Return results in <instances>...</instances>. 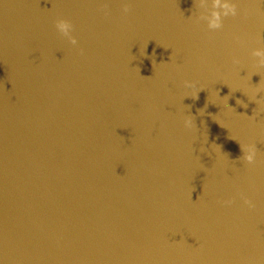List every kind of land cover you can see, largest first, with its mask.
<instances>
[{
	"label": "water",
	"instance_id": "95a60500",
	"mask_svg": "<svg viewBox=\"0 0 264 264\" xmlns=\"http://www.w3.org/2000/svg\"><path fill=\"white\" fill-rule=\"evenodd\" d=\"M0 264H264V0H0Z\"/></svg>",
	"mask_w": 264,
	"mask_h": 264
},
{
	"label": "clouds",
	"instance_id": "9594fccd",
	"mask_svg": "<svg viewBox=\"0 0 264 264\" xmlns=\"http://www.w3.org/2000/svg\"><path fill=\"white\" fill-rule=\"evenodd\" d=\"M224 7L226 9H228L233 15H235V6L234 5H224ZM129 10V7L127 5L124 6V11L127 12ZM228 12L225 13V15H227ZM214 16H216V19L218 20V14L214 13ZM68 22L65 20H59L56 22L55 27L57 30H59L60 32H66L67 28H68ZM212 27H217L218 24L215 22V20L212 22L211 24ZM75 43V41H73ZM186 86L192 87L194 90L197 89V87L191 82V81H185ZM257 91L259 92V89H257ZM200 91H193L191 98L196 100L199 98L198 94ZM252 101H254L255 103H259V101L255 100V97L252 98ZM240 105L247 108V104H245L243 101H240ZM185 126L187 128H192L194 127V120L192 118V116H188L185 118L184 120ZM241 152H244V148L241 146ZM254 157H255V147L253 146L252 150L244 157V159L248 162V163H253L254 162ZM225 204H231L232 201L228 200V201H224ZM244 203L246 205H248L249 208L255 207V205L253 204V202L251 200H249L248 198H244Z\"/></svg>",
	"mask_w": 264,
	"mask_h": 264
}]
</instances>
